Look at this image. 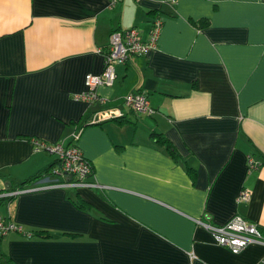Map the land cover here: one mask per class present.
Segmentation results:
<instances>
[{
    "label": "crops",
    "instance_id": "obj_1",
    "mask_svg": "<svg viewBox=\"0 0 264 264\" xmlns=\"http://www.w3.org/2000/svg\"><path fill=\"white\" fill-rule=\"evenodd\" d=\"M109 3L0 0V195L55 165L32 139L69 144L75 133L101 186L1 198V216L48 236L9 233L0 264H264L263 243L234 254L194 221L239 216L264 241V0ZM154 19L157 47L118 65L98 100L76 101L102 72L110 34L146 39ZM137 91L154 115L126 109ZM248 157L260 165L248 171ZM245 188L249 202L237 203Z\"/></svg>",
    "mask_w": 264,
    "mask_h": 264
},
{
    "label": "built area",
    "instance_id": "obj_2",
    "mask_svg": "<svg viewBox=\"0 0 264 264\" xmlns=\"http://www.w3.org/2000/svg\"><path fill=\"white\" fill-rule=\"evenodd\" d=\"M121 0H109V8L114 7ZM137 2L138 0H134ZM161 20L154 19L151 21L148 37L142 39L141 34L136 28H128L113 31L108 40V45L104 50L99 49L98 52L103 55V69L99 75H86L84 79L85 91L75 96L76 101L84 103H92L98 100L96 89L98 87H112L116 80L115 68L131 61L135 57H144L150 50L157 47L160 31ZM126 109L136 115L152 116L155 110L150 105L148 97L140 91L132 92L123 99ZM79 134V133H78ZM77 133L72 137L69 144L63 143H44L36 139H32L35 152H43L54 158L55 165L46 175L60 178L56 182H50L46 185H32L22 189H14L8 193L1 194L0 198H13L18 195L49 189H101V186L90 181L92 174V166L85 159L76 142L78 140ZM260 163L252 157L247 158L248 171H251ZM251 197L249 189H242L237 196V203H247ZM196 225L211 234L215 242L237 254L246 246L253 243H263L261 234L253 225L239 216L232 218L229 222L222 226L209 223L207 220L196 219ZM9 233L22 235L26 238H32V233L25 231L18 224L8 221L0 215V241Z\"/></svg>",
    "mask_w": 264,
    "mask_h": 264
},
{
    "label": "trees",
    "instance_id": "obj_3",
    "mask_svg": "<svg viewBox=\"0 0 264 264\" xmlns=\"http://www.w3.org/2000/svg\"><path fill=\"white\" fill-rule=\"evenodd\" d=\"M154 17H155V16H154ZM204 24L206 25V22H204ZM116 119H119V118H115L114 120H116ZM119 122L121 123V121H119ZM152 136L155 137V138H157V141H158L159 143H161V144L164 146V151L166 152V154H167L169 157H171V158H173V159H175V160L178 158V156H177V152L175 151L174 146H173L172 144H170V143H169L164 137H162V135L153 133ZM53 166H54V165H52L51 167H49V168H47V169H45V170H43V171L37 173V174L34 175L33 177H30L29 179H27V181H25L24 183H21L20 185H18V186L16 187V189H22V188H24V187H27V186H29L28 184H30L31 182L36 181L37 179L43 177L44 175H47V174L50 172V170H51V168H52ZM188 174L192 176V173H190V170H189V173H188ZM16 189H15V190H16ZM15 190H13V191H15ZM0 199H1V198H0ZM9 199H10V198H7V200H9ZM76 207L79 208L80 210H85L86 208L89 207V205L86 204L85 202L79 200V201L76 202ZM47 236H48V235L45 234L43 231L36 232V233L32 234V237H40V238H42V237H47ZM71 236H72V235H71ZM72 237H73V236H72ZM4 238H5V237H4ZM4 238H3V239H4ZM3 239H2V240H3ZM2 240H1V241H2ZM1 241H0V243H1Z\"/></svg>",
    "mask_w": 264,
    "mask_h": 264
}]
</instances>
